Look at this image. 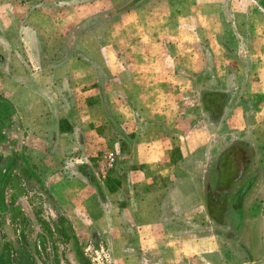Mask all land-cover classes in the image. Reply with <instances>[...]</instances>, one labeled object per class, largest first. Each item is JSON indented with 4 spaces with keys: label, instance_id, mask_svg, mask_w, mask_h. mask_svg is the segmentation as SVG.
<instances>
[{
    "label": "crops",
    "instance_id": "crops-1",
    "mask_svg": "<svg viewBox=\"0 0 264 264\" xmlns=\"http://www.w3.org/2000/svg\"><path fill=\"white\" fill-rule=\"evenodd\" d=\"M40 1L0 0V109L5 114L0 121V264H18L16 258L22 264H29L22 255L17 234L11 226V207L15 208V213L28 216L29 229H32L30 252L37 254L36 236L40 235L41 238L47 233L41 227L34 207L37 198L34 196L46 186L33 165L35 150L31 146L35 139L28 135L27 128H31L30 122L35 123L36 118L41 117L42 97L52 96L36 88V82H41L44 77L52 82L53 78L42 75L41 71H36V67L34 71L26 72L25 66L20 67V62H17V71H11L10 67L11 58L14 61L20 55L21 59L27 55L35 66L43 61L44 57L36 55V49L41 48L38 34L42 32L39 17L43 4ZM158 1L161 8L154 7ZM262 2L264 0H136L128 11L120 8L118 16L112 14L115 23L119 22V26L114 24L117 31L115 41L119 40L121 47H135L137 53L129 57L128 64L115 60L116 69L113 72L114 83L118 84L114 86L112 94L114 139L118 142L114 161L119 162L120 167L119 179L115 184L117 190H122L124 176L130 178L129 200L124 207V202L120 200L114 213L115 241L119 242L117 254L121 257L129 253L132 262L137 264H201L199 258L202 254L209 256L211 263L213 257L216 261L219 258L217 248L203 252L202 240L197 235L201 226V211L195 196L203 172L201 165L195 168V164L200 159L196 149L202 143L195 139L186 145L179 140L177 136L180 133L177 135L173 130L184 128L185 120H179L183 116L177 117V111L175 115L178 119L172 126L168 123V102L173 93L185 94L174 83L201 82L210 73L225 87L220 92L226 91L232 96L235 92L232 85L237 84L236 80H241L231 68L235 64L262 65L263 73L259 80H264ZM87 5L83 3L82 12L89 11L90 4ZM256 19L258 26L256 22L250 23ZM127 20L131 38L129 45H123V27ZM256 48L261 55L251 53ZM118 62L119 65H116ZM123 63L130 67L125 70ZM105 64L104 56L101 66H98V96L107 95ZM249 70L248 73L254 77L257 72ZM93 90L87 88L83 93L89 95L87 92ZM49 91L59 95L56 87ZM202 91L199 89L198 93ZM252 95L246 94L248 98ZM250 102L245 104L244 98L240 99L244 111V124L240 131L251 127L260 106V103L256 105ZM83 109L84 106L82 109L78 106L75 108L73 103V112L84 113ZM199 111L201 115L202 110ZM197 119L191 118L187 124L191 134L202 132L201 125L197 124L201 121ZM222 119V116L214 117V122L221 123ZM77 121L80 124L73 125V129L80 127L89 130V120ZM228 128L231 126L227 125ZM82 135L87 136L81 132V139ZM73 136H76L74 132ZM96 136L99 142H103L104 135L100 131ZM189 151L195 155L190 156ZM90 154L87 152V156ZM125 156L128 164H122ZM83 165L87 164L83 162ZM82 174L73 177L71 182L47 187L52 198L57 204H63L65 209L67 218L62 223L66 235L63 236L73 243L62 255L74 262L70 264H88L74 241L81 240L80 234L86 233L85 227L90 224L85 219L100 209L93 200V193L101 186L92 178L90 171ZM240 177L241 174H237L233 181L240 180ZM188 193L192 197H187ZM163 204H166L164 208ZM147 216L150 220H147ZM210 218L215 221L212 216ZM100 221L98 225H102ZM169 224H172V228L167 226ZM122 227L128 231L122 232ZM212 264H216L215 261Z\"/></svg>",
    "mask_w": 264,
    "mask_h": 264
},
{
    "label": "rangeland",
    "instance_id": "rangeland-1",
    "mask_svg": "<svg viewBox=\"0 0 264 264\" xmlns=\"http://www.w3.org/2000/svg\"><path fill=\"white\" fill-rule=\"evenodd\" d=\"M135 1L41 0L40 3L43 6L39 24L42 32L38 34L41 48L36 49V55L44 57L43 61L35 66L31 64L27 55L25 59L23 57L21 59L22 55L16 60L14 58L15 62L11 58V71H17V62H20V67L25 66L26 72L34 71L36 67V71H41L42 75L46 74L53 78V83L45 77L41 82H36V88H40L43 94L52 96L42 97L41 117L36 118L35 123L30 122L31 128H27L28 135L35 139L34 145L31 146L35 150L33 165L46 186L41 193L34 196V198L37 197L34 205L36 217L41 227L47 232L41 238L40 235L36 236L37 254L30 252L32 229H29L28 216L15 213L14 207H11L13 214V216L11 214V226L17 234L22 255L29 264L74 263L70 258L62 255V252L68 250L70 243H73L63 236L66 234L62 222L67 218L64 206L57 204L47 187L51 184L71 182L73 177L84 175L82 173L87 170L101 186L93 193V200L97 202L100 209L95 215L85 219L90 225L85 227L84 235L80 234L81 240L74 241L77 250L88 264H137L132 262L133 258L130 259L129 253L123 254L122 257L117 254L119 242L115 241L114 233V213L120 200L124 202L123 207L129 200L130 178L124 176L125 183L122 190H117L115 184L119 179V162L117 164L113 161L110 166L107 164V155L116 153L115 148L118 144L114 139L113 128L114 96L112 94L114 86L118 85L113 80V72L116 69L114 61L123 60L125 64H128L129 57L137 55L134 51L135 47L128 44L131 38L128 20L123 27V45L129 46L121 47L119 40L115 41L117 31L115 32L114 24L119 26V22L115 23V18L111 16L112 14L118 16L120 8L122 11H128ZM83 3L90 4L88 12H82ZM154 7L161 8V2L155 3ZM252 22H256L258 26L257 19L250 23ZM254 38L256 39L257 36L254 35ZM31 49L34 51V48ZM258 51L259 49L256 48L251 50V53L255 56L261 55ZM104 56L107 95L98 96V66ZM116 65H119V62ZM127 67L130 65H125V70ZM231 68L236 72L237 77L241 78L236 80V85H232L235 87L232 96L226 91H223V94L220 92L225 87H222L220 81L215 80L211 73L206 74L205 80L201 82H193V84L189 81L180 82L177 83L178 85L174 83V86L185 91V94L179 95L176 92L169 97L168 123L172 126L177 117L183 116L184 118L181 117L179 120H185L186 125L180 130H177L178 128L173 130L177 132V135L180 133L176 136L186 145L187 142L195 139L202 143L196 149L200 159L196 160L195 168L200 164L203 173L195 199L201 211V226L198 227L197 235L202 240L203 252L209 248H217L219 258L216 261L213 257L212 260V263L215 261L216 264H264V80H259L263 67L262 65L253 66L251 63L245 66L235 64ZM249 69L257 72L254 77L248 73ZM236 86L239 88L237 89ZM55 87L59 91L58 96L49 91ZM87 88L94 90L91 93L87 92L89 95H84L83 92ZM199 89L203 90L200 94ZM250 93L253 95L248 98L246 94ZM241 98H244L245 104L252 101L256 105L260 103V106L251 127L240 131L244 124ZM73 103L75 108L78 106L82 109L84 106V113L73 112ZM14 108L17 110L16 106ZM199 109L202 110L201 115ZM3 116L5 114L0 109V121ZM219 116L223 118L221 123L220 121L215 123L214 117L219 118ZM191 118L200 119L201 122L197 124L201 125L202 132L196 131V135L191 134V130L187 127ZM82 119L84 122L89 120V130L80 127L73 129V125L80 124L77 120ZM227 125L231 128L226 129ZM99 131L104 135L103 142H99L96 136ZM73 132L76 136H73ZM81 132L86 133L87 136L82 135L81 139ZM74 140L77 142L74 143ZM87 152H91L90 156H87ZM188 154L195 155L192 151ZM127 161L126 156L122 158V164H126ZM83 162L87 165H83ZM237 174H241L242 177L240 180L233 181ZM224 188L227 189V193L226 195L220 193L219 198L227 203V208L223 210V216H220L221 223L216 224L210 217L212 213H216L215 210L212 211V208L215 207L218 210L220 204H217L219 201L216 199L212 201L213 193ZM243 188H246L245 196L242 202L236 205L238 207L236 209L242 213H238V210L231 207L229 199L233 198L237 190L242 192ZM189 196L192 197L190 193L187 194V197ZM165 205L163 204V208ZM147 220H150L148 216ZM99 221L102 225H98ZM167 226L172 228V224ZM126 230L128 231L122 227V232ZM210 238L213 241L210 242ZM207 239L209 241H206ZM204 255L202 254L199 258L201 264H212L209 256ZM136 259L135 257L134 260ZM16 260L18 264H22L17 258Z\"/></svg>",
    "mask_w": 264,
    "mask_h": 264
},
{
    "label": "flooded vegetation",
    "instance_id": "flooded-vegetation-1",
    "mask_svg": "<svg viewBox=\"0 0 264 264\" xmlns=\"http://www.w3.org/2000/svg\"><path fill=\"white\" fill-rule=\"evenodd\" d=\"M233 159V158H232ZM244 168V170H245V166L243 167ZM242 176V175H241ZM247 188V187H246ZM246 188H243V191L241 192V190H237L236 192H235V195L233 196V198L232 199H229V201L231 202V207L235 210L236 208H238L236 205H238V203H241L242 202V200H243V198H244V196H245V192H246ZM220 193H223V194H225L226 195V193H227V189H222L221 191L220 190H216L214 193H213V198H212V201L213 200H217V201H219V202H217V204L219 203L220 204V206L217 208L218 210H216L215 209V207H214V210L216 211V213L214 214H212V218L213 219H215V222H217L218 224H220L221 223V219H220V216H223V210L225 209V208H227V206H226V204L227 203H225V201H223V200H221L220 198H219V196H220ZM220 199V200H219ZM220 208V209H219ZM236 210H238V209H236ZM238 213H242V212H240L239 210L237 211Z\"/></svg>",
    "mask_w": 264,
    "mask_h": 264
},
{
    "label": "built area",
    "instance_id": "built-area-1",
    "mask_svg": "<svg viewBox=\"0 0 264 264\" xmlns=\"http://www.w3.org/2000/svg\"><path fill=\"white\" fill-rule=\"evenodd\" d=\"M114 161V154L113 153H109L108 155H107V164L110 166V165H112V162Z\"/></svg>",
    "mask_w": 264,
    "mask_h": 264
},
{
    "label": "trees",
    "instance_id": "trees-1",
    "mask_svg": "<svg viewBox=\"0 0 264 264\" xmlns=\"http://www.w3.org/2000/svg\"><path fill=\"white\" fill-rule=\"evenodd\" d=\"M223 94V93H222ZM225 95V94H224ZM214 210V208H212V211ZM213 214V213H212Z\"/></svg>",
    "mask_w": 264,
    "mask_h": 264
}]
</instances>
